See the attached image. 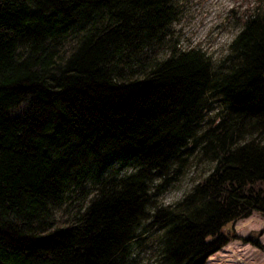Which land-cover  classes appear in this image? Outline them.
<instances>
[{
  "label": "trees",
  "instance_id": "16d2710c",
  "mask_svg": "<svg viewBox=\"0 0 264 264\" xmlns=\"http://www.w3.org/2000/svg\"><path fill=\"white\" fill-rule=\"evenodd\" d=\"M179 11L0 0V264H134L146 247L204 264L228 222L264 216V8L216 59L178 43ZM192 161L206 171L158 201Z\"/></svg>",
  "mask_w": 264,
  "mask_h": 264
},
{
  "label": "rangeland",
  "instance_id": "374dc122",
  "mask_svg": "<svg viewBox=\"0 0 264 264\" xmlns=\"http://www.w3.org/2000/svg\"><path fill=\"white\" fill-rule=\"evenodd\" d=\"M180 8L174 23L178 43L197 45L216 59L226 53L227 43L240 27L237 15L246 5L264 8V0H175ZM203 161H192L181 177L158 195L162 203L179 198L206 171ZM234 237L209 254L204 264H264V216L257 211L227 224ZM154 230L149 240L156 246ZM255 240L256 242H253ZM134 264H159L151 247L134 249Z\"/></svg>",
  "mask_w": 264,
  "mask_h": 264
}]
</instances>
